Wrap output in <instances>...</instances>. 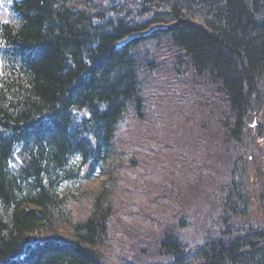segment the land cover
<instances>
[{"label": "trees", "instance_id": "1", "mask_svg": "<svg viewBox=\"0 0 264 264\" xmlns=\"http://www.w3.org/2000/svg\"><path fill=\"white\" fill-rule=\"evenodd\" d=\"M160 69L203 79L239 143L264 109V0H0V264H111L113 198L123 170L140 169L131 131ZM184 166L196 179L201 164ZM103 170L114 187L86 188ZM240 181L226 185L225 215L245 212ZM222 235L190 250L163 232L160 262L264 264V225Z\"/></svg>", "mask_w": 264, "mask_h": 264}, {"label": "rangeland", "instance_id": "2", "mask_svg": "<svg viewBox=\"0 0 264 264\" xmlns=\"http://www.w3.org/2000/svg\"><path fill=\"white\" fill-rule=\"evenodd\" d=\"M160 70L165 74L150 76L145 84L151 100L146 122L131 131L139 134L133 144L137 153L133 161L140 169L123 170L119 195L113 198L118 208L105 248L111 264H161L163 232L179 234L192 250L220 239L224 232L234 237L264 225V109L250 117L249 131L236 144L223 136L219 111L213 108L214 102L204 99L208 90L198 89L205 84L203 79L186 74L175 83L170 69ZM183 93L186 102L182 109L176 97L182 94L183 98ZM184 111L193 122L189 126L178 123ZM143 142L150 148L144 150ZM165 143L171 150L178 145L174 158L162 151ZM186 162L190 167L194 162L201 164L196 179L187 176ZM234 179L241 180L238 211L245 212L225 215L226 185ZM103 187H114L105 170L86 185L95 190ZM247 199L248 209L244 208ZM77 210L83 212L84 208ZM115 244L119 247L116 256L112 251Z\"/></svg>", "mask_w": 264, "mask_h": 264}]
</instances>
